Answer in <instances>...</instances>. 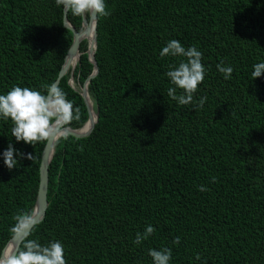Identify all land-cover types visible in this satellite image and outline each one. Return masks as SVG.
<instances>
[{"label":"trees","instance_id":"16d2710c","mask_svg":"<svg viewBox=\"0 0 264 264\" xmlns=\"http://www.w3.org/2000/svg\"><path fill=\"white\" fill-rule=\"evenodd\" d=\"M105 2L88 83L98 118L87 136L56 141L45 216L28 238L60 241L67 264H152L148 250L163 247L170 264H264V74L251 76L264 62V0ZM63 15L55 0H0V94L54 83L73 40ZM67 18L82 29V17ZM170 40L202 53L206 73L189 105L167 96L164 74L183 59L159 55ZM87 47L83 39L72 75L79 89L69 71L58 83L81 112L72 128L88 118L78 92L92 72ZM11 126L0 119V253L12 217L33 209L46 143L17 142ZM9 143L33 160L9 170ZM148 225L155 232L134 245Z\"/></svg>","mask_w":264,"mask_h":264},{"label":"clouds","instance_id":"9594fccd","mask_svg":"<svg viewBox=\"0 0 264 264\" xmlns=\"http://www.w3.org/2000/svg\"><path fill=\"white\" fill-rule=\"evenodd\" d=\"M55 4L74 17L94 15L99 19L111 14L105 0H55ZM159 55L183 58L176 64H170L169 70L164 74L172 85L167 89V96L181 106L193 103L194 93L203 82L206 73L202 64V53L195 47L185 48L178 40H170L160 50ZM216 67L224 79H231L232 67L224 66L223 61ZM252 68L253 79L264 74V62L256 63ZM42 88L43 91H40L13 85L5 94H0V119L10 120L11 136L17 142L23 141L34 146L36 143L66 139L64 129L73 121L81 119L79 107L74 106L59 85L49 83ZM178 90H181V94H177ZM206 100V96L200 97L195 101L196 106L202 108ZM78 150L83 151V146L81 145ZM2 157L4 165L9 170L17 167L18 159L33 160L32 153L19 152L11 143L3 151ZM212 181L215 182V177ZM207 190L205 186H199V191ZM34 217L33 210H21L12 217L14 223L9 231L11 240L17 243L2 251L0 264H67L64 258V245L60 241H50L47 245H41L36 239L28 238L34 226ZM154 232L153 226H146L143 232L136 233L133 244L140 245ZM172 243L178 245L180 237H175ZM148 255L152 258V264H170L172 257L171 249L168 247L160 250L149 249ZM196 259L199 260L200 257L197 255Z\"/></svg>","mask_w":264,"mask_h":264},{"label":"water","instance_id":"95a60500","mask_svg":"<svg viewBox=\"0 0 264 264\" xmlns=\"http://www.w3.org/2000/svg\"><path fill=\"white\" fill-rule=\"evenodd\" d=\"M63 24L66 28L70 29V31L73 34V40L72 43L65 55L64 62L61 66V69L58 73V76L56 80L54 81L55 84L58 85L60 79L69 71L70 78H69V84L76 89L71 81L73 79V71L76 66V63L79 61L80 58V50L79 46L83 39L87 41V55L89 61L92 63V72L90 75L86 78L84 84L81 86L80 90L78 91L80 95L82 96L84 103L86 105L87 111H88V118L80 128H72L67 127L64 129V135H72L75 137H84L90 134V132L93 130V127L97 121L98 118V111H94L93 108V102L90 101V96L88 93V83L91 78H93L97 72H98V65L95 59V49H96V43H97V34H96V25H97V18L93 16H82V29L77 30L72 24L69 22L67 18V11L64 10L63 15ZM76 56V61L71 62L72 58ZM95 115L93 118L92 115ZM89 123L88 128L85 131H81L82 128ZM57 140H53L52 142H46L44 145V148L41 153V160L39 165V183H38V189L37 194L35 198V202L33 205V211L35 212L34 217V225L42 221V219L45 216L46 208L48 205L47 202V188H48V167L51 162L52 155L54 153V146ZM32 229V228H31ZM16 241H12L11 237L3 247L2 251L6 247H10L12 244L16 245ZM2 251L0 253V256H2Z\"/></svg>","mask_w":264,"mask_h":264},{"label":"bare ground","instance_id":"6f19581e","mask_svg":"<svg viewBox=\"0 0 264 264\" xmlns=\"http://www.w3.org/2000/svg\"><path fill=\"white\" fill-rule=\"evenodd\" d=\"M76 59H77L76 56H74V57L72 58V61H71V62H75ZM90 101H91V99H90ZM91 102H92V101H91ZM92 117L94 118L95 115L93 114ZM88 126H89V123H87V124L82 128L81 131H82V132L85 131V130L88 128ZM84 128H85V129H84Z\"/></svg>","mask_w":264,"mask_h":264},{"label":"rangeland","instance_id":"374dc122","mask_svg":"<svg viewBox=\"0 0 264 264\" xmlns=\"http://www.w3.org/2000/svg\"><path fill=\"white\" fill-rule=\"evenodd\" d=\"M76 80H73L72 79V81H71V83H72V85L75 87V88H77V89H79V87H78V85H77V82H75ZM85 129V128H84Z\"/></svg>","mask_w":264,"mask_h":264}]
</instances>
